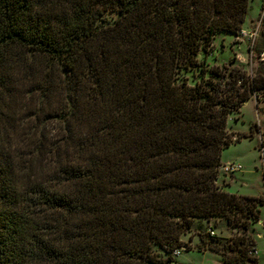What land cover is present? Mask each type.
Returning a JSON list of instances; mask_svg holds the SVG:
<instances>
[{"label":"trees","instance_id":"1","mask_svg":"<svg viewBox=\"0 0 264 264\" xmlns=\"http://www.w3.org/2000/svg\"><path fill=\"white\" fill-rule=\"evenodd\" d=\"M248 2L0 0V264H169L212 218L240 234L198 250L259 264L264 201L216 179L228 116L264 93V67L196 59L242 29Z\"/></svg>","mask_w":264,"mask_h":264},{"label":"rangeland","instance_id":"2","mask_svg":"<svg viewBox=\"0 0 264 264\" xmlns=\"http://www.w3.org/2000/svg\"><path fill=\"white\" fill-rule=\"evenodd\" d=\"M106 16L112 19L114 14L107 12ZM263 19L264 0H249L242 29L235 35L216 33L206 49L197 53L196 59L208 69L214 66L229 68V63H232L240 65L249 75H253L257 68L264 67V50L259 58L257 57V50L261 41H264V29L261 24ZM251 34L255 36L251 38ZM185 75L191 85L200 77L199 71H191ZM226 128L232 141L221 151V165L234 162L240 164L242 169L226 174L222 172L220 165L217 185L229 193L259 197L264 201V101L251 98L238 111L230 113ZM251 132L253 137H250ZM237 138L240 139L235 141ZM259 210L260 218L264 221V203L259 206ZM258 222L251 225L250 234L256 242L258 263L264 264V227ZM208 229L213 231V237L226 244L231 243L234 236L240 234L227 227L220 218H212L209 221L194 219L191 229L181 236L182 242L190 249L185 250L183 245L180 254H173V262L169 264H220L222 256L197 248L200 243L199 235L205 238L210 236ZM162 254L166 257L164 252Z\"/></svg>","mask_w":264,"mask_h":264},{"label":"built area","instance_id":"3","mask_svg":"<svg viewBox=\"0 0 264 264\" xmlns=\"http://www.w3.org/2000/svg\"><path fill=\"white\" fill-rule=\"evenodd\" d=\"M253 36H255V34H251L250 37L253 38ZM255 100H261L264 101V93L262 95H260V97L257 99V97H254ZM242 169V166L238 163H234V162H230V163H226V164H222L221 165V170L223 173L226 174H232L235 173L237 171H240ZM264 171V170H263ZM264 173V172H263ZM264 175V174H263ZM263 180H264V176H263ZM208 233L210 235H214L213 231L211 229H208ZM174 255H179L180 254V249L175 250L173 252Z\"/></svg>","mask_w":264,"mask_h":264},{"label":"crops","instance_id":"4","mask_svg":"<svg viewBox=\"0 0 264 264\" xmlns=\"http://www.w3.org/2000/svg\"><path fill=\"white\" fill-rule=\"evenodd\" d=\"M249 102V101H248ZM248 102H246L244 105H246ZM259 135H260V132H259ZM250 137H253V135L251 134V136ZM263 142V141H262ZM262 145V144H261ZM262 223V226L264 227V221L260 218L259 219V222L258 223Z\"/></svg>","mask_w":264,"mask_h":264}]
</instances>
